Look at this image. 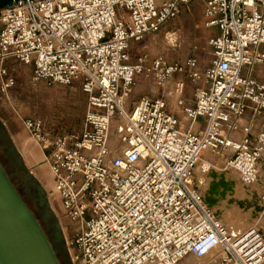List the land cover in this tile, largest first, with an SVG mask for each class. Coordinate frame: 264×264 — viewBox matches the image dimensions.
I'll return each instance as SVG.
<instances>
[{
    "label": "built area",
    "instance_id": "obj_1",
    "mask_svg": "<svg viewBox=\"0 0 264 264\" xmlns=\"http://www.w3.org/2000/svg\"><path fill=\"white\" fill-rule=\"evenodd\" d=\"M193 1L34 0L0 9L2 91L14 86L17 64L36 81L77 84L88 96L79 132L25 122L43 155L70 264H180L189 257L264 264L263 231L248 225L233 232L205 203L211 179L197 169L204 157H217L236 185L261 188L264 205V0H202L204 25L217 31L206 67L195 57L129 59L132 44ZM145 71L161 93L127 108ZM178 75L195 83L192 95Z\"/></svg>",
    "mask_w": 264,
    "mask_h": 264
},
{
    "label": "rangeland",
    "instance_id": "obj_2",
    "mask_svg": "<svg viewBox=\"0 0 264 264\" xmlns=\"http://www.w3.org/2000/svg\"><path fill=\"white\" fill-rule=\"evenodd\" d=\"M216 32V29H208L204 25L202 0H194L189 9L184 10L175 20L141 42L132 44L128 51L129 59L135 62L142 54H148L150 57L162 56L167 63H184L188 58L195 57L206 67L211 56L208 40ZM12 69L10 73L15 80L14 86L6 91L0 89V162L41 223L61 264H70L62 225L55 211L58 205L48 199L46 192L50 185L49 174L46 167H38L40 146L32 140L25 122L28 119H40L47 127L79 132L88 112V96L77 84H48L34 80L29 67L15 64ZM176 78L183 79L186 93L192 95L195 83L185 75ZM160 93L149 72L138 74L126 100L127 108H131L141 97H152ZM110 137L112 141L118 142L116 121L112 125ZM209 160L213 166H227L217 157H209ZM237 189L238 194L231 210L244 222L241 231L248 225H256L264 233L261 188L258 186L257 191H254L237 185ZM258 212L263 213L254 217ZM228 226L235 231L233 224L228 222Z\"/></svg>",
    "mask_w": 264,
    "mask_h": 264
},
{
    "label": "water",
    "instance_id": "obj_3",
    "mask_svg": "<svg viewBox=\"0 0 264 264\" xmlns=\"http://www.w3.org/2000/svg\"><path fill=\"white\" fill-rule=\"evenodd\" d=\"M0 0V9L17 2ZM211 179L204 201L213 208L222 197L233 195L234 181L225 174L209 172ZM204 179H199L201 187ZM219 215V213L217 212ZM0 264H61L41 223L29 208L0 162Z\"/></svg>",
    "mask_w": 264,
    "mask_h": 264
},
{
    "label": "bare ground",
    "instance_id": "obj_4",
    "mask_svg": "<svg viewBox=\"0 0 264 264\" xmlns=\"http://www.w3.org/2000/svg\"><path fill=\"white\" fill-rule=\"evenodd\" d=\"M119 129L120 128L118 126V131H120ZM122 150H123V148L120 147L115 152V155L120 154V152ZM38 156H39L38 167H41V168L45 167V164L42 162L43 161L42 160L43 155H42L41 151L38 152ZM197 169L200 173H202L205 170L208 172H211V170H214L218 174H225L226 178L230 179L229 178L230 175L227 173L228 166H223V167L213 166L212 162H210L208 159H202L200 161ZM207 179L209 180V173L207 174ZM207 183H208V181H207ZM237 190H238L237 185L235 183L234 189H233V195L229 196V194H227L225 197H222V199H220V201L213 207V209H215L216 212L219 213L220 217L223 219L224 222L227 223V225H228V222L233 224V228L235 230V231H233L231 229L233 232H240L242 230L241 227L244 225L243 220L241 218L235 216V214L231 210V207L235 204L233 200L238 194ZM263 212H258L254 217L260 216ZM180 264H199V262L194 257H189V258L185 259L184 261H182Z\"/></svg>",
    "mask_w": 264,
    "mask_h": 264
},
{
    "label": "crops",
    "instance_id": "obj_5",
    "mask_svg": "<svg viewBox=\"0 0 264 264\" xmlns=\"http://www.w3.org/2000/svg\"><path fill=\"white\" fill-rule=\"evenodd\" d=\"M261 124H262V119L259 118L256 121V124L254 125V131L258 130L261 127ZM261 174L264 176V155L261 161Z\"/></svg>",
    "mask_w": 264,
    "mask_h": 264
}]
</instances>
